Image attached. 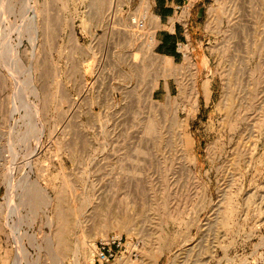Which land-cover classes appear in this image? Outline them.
Returning <instances> with one entry per match:
<instances>
[{
    "label": "rangeland",
    "instance_id": "obj_1",
    "mask_svg": "<svg viewBox=\"0 0 264 264\" xmlns=\"http://www.w3.org/2000/svg\"><path fill=\"white\" fill-rule=\"evenodd\" d=\"M127 1L31 0L45 13L39 20L47 28L37 22L45 30L40 29L35 48L28 35L19 34L33 17L22 9L25 0H14L17 11L0 20V264H15L20 249L28 255L23 264L38 258L44 264L50 258L49 241L57 240L55 249L67 255L64 264H75L76 245L82 254L95 251L94 264L148 262L144 251L150 232L141 225L151 200L162 197L167 199L165 211L176 209L181 222L168 218L165 226L154 213L151 228L161 224L164 240L165 254L158 264H264V132L258 128L264 122V53L255 106L231 130L220 105L221 74L228 65L212 52L225 41L224 6H236L248 32L255 27L264 39V0H183L165 23L156 17L154 0H148L139 38L133 35L131 20H140L145 9L142 0ZM151 17H156L154 24ZM216 18L222 22L220 34L215 32ZM174 25L175 39L162 48ZM152 27L154 53L172 61L167 72L160 62L147 67ZM8 47L10 55L5 53ZM185 49L198 65L199 87L208 79L213 82L210 102L200 88L199 111L181 115L186 121L183 147L169 121L155 145L157 135L148 141L144 125L152 116L160 118L163 108L168 111L149 108L150 78L168 75L177 98L172 76L187 73ZM28 75L36 94L27 88ZM163 88L164 81L155 95L161 104ZM21 96L27 100L21 103ZM27 113L37 114L31 119L34 129L28 126ZM35 129L41 135L26 138ZM194 157L197 168L191 165ZM24 181L46 196L35 213L21 205L18 183ZM175 191L180 195L171 205ZM118 221L129 222L131 229L121 230ZM114 240H121V247L113 245L109 257L102 248ZM150 244L152 248L153 239Z\"/></svg>",
    "mask_w": 264,
    "mask_h": 264
},
{
    "label": "bare ground",
    "instance_id": "obj_2",
    "mask_svg": "<svg viewBox=\"0 0 264 264\" xmlns=\"http://www.w3.org/2000/svg\"><path fill=\"white\" fill-rule=\"evenodd\" d=\"M125 1H127V0H125ZM128 1H130V0H128ZM31 3H32L31 0H25V2L22 5V9L25 10L26 13L32 12L33 17L32 18L30 17V22L28 23L26 28H24L23 31H19L20 32L19 34L21 35V37H23L24 35H28L29 39H31V42L33 43L34 48H35V45H37L36 44L37 41L40 40V38L38 39V35H39L40 29H41L37 22L40 21L39 20L40 16H45L44 15L45 13H43V15H42L41 11L43 12V10L40 11V9L38 10L36 8L37 2H35L34 5H32ZM127 4H129V3H127ZM141 5H143V7L141 6V8H143L145 10H144L143 15L140 16V20L138 19L139 18L138 16L137 17L134 16V18L131 20V22H132L131 24L133 25V29H134L133 35L137 38H139L138 35H140L141 32L144 30L143 21L146 20L148 13H149L148 0H142ZM15 7H16V5L14 3V0H0V20L1 19L4 20V17H5L4 15H6V13H9V15H10V13L12 14L16 9ZM39 8H40V6H39ZM44 9H45V7H44ZM220 10H222V9H220ZM25 14H22V15H25ZM224 15H225V18H226L227 24H228L227 31L224 34L225 41L222 44L221 48H214V49H212V52L216 53V57L219 59L220 63L225 62L228 65V67L224 71V74H221L222 81H223V95H222L223 97H222V100L220 102V105H221V109L227 112L226 118H227V123H228L230 129L235 130L236 128L239 127V124L241 121L246 120V118L248 119L247 113L249 111H251V108L253 106H255V101L257 100V97H258L260 76L262 73L260 63H261L262 54L264 53V39H260L258 37L257 33L255 32V30L257 28H255V27L253 28L254 29L253 33L248 32L247 25L243 24L239 18L236 6H232V7L224 6ZM41 18L43 19V17H41ZM42 21H43V25H41V26H44L45 25L44 23H46V22H44V19ZM42 21H40V22H42ZM82 22L85 24L87 21L86 22L82 21ZM150 22L152 24H154V22H156V17H151ZM220 24H222V22H220V20L216 18L215 19V32L217 34H220V27H219V26H221ZM70 25H71V23H70ZM44 27L46 28V25ZM44 27H42V28L45 30ZM153 27L151 30L154 31ZM21 28L23 29V27H21ZM21 28H20V30H22ZM43 29H41V30H43ZM72 31H73V29H72ZM153 31L150 32L151 35L149 36L150 37L149 38V44L145 50V52L147 54V61H148L147 67H148V69H150V67H152L154 65V63L160 62L161 64L164 65V71L167 72V70L171 69V67H172V61L170 58H168L166 56H159V55L154 53L152 45L155 42L156 32L155 31L153 32ZM41 32H42V35H44L43 31H41ZM69 34H71L70 31H69ZM72 34H73V32H72ZM39 36H41V35H39ZM71 37H74V36H71ZM71 37H68V38L71 39ZM137 38H136V40H137ZM72 39H74V38H72ZM74 40H76V39H74ZM71 41L73 42V40H71ZM12 52L13 51H12L11 47H8L5 50L6 55H10V54H12ZM0 57H2V56H0ZM184 60H185L184 61L185 63L183 66L186 67L187 73L185 75H183L181 73L180 74L174 73L173 76L170 75V76H172V78L174 77L175 83H177V86H178L177 90L179 91V93H178V96H176L177 98H173V95H172L173 93H172V91L170 89V85H169V79L170 78L168 75L164 74L163 76H153L152 78H150V82H149V85H148V88L146 91V101L149 105V108L152 111H154V110L156 111L159 108L165 107V108H167L166 111H168V112L164 113L165 109L163 108L160 118H156V117L152 116L147 120V122L144 125L143 131H144V135H145V137H147L148 141L151 142L150 137L153 134L157 135L158 138L155 141V145L160 144L159 140L162 139L161 137L164 134L165 122L169 121L171 129H173L175 131V136L178 137V139H179V144L181 143V147H183V141L186 139V131L184 130V127L186 125V121L181 118L182 117L181 115L186 113V112L194 113V112L199 111V97L201 94L200 88L203 92L206 103L209 104V102H210V91H211L210 89L212 87L213 82L208 79L207 81H204L201 84V87H199V84H198L199 68H198L197 63L194 61V59L188 53L187 49H185V51H184ZM251 63H254V65L252 67H251ZM208 64H209L208 59L203 61V68L205 70L208 69ZM11 76L14 77V75H11ZM30 77H31V75H28L27 88L29 90H31V92H35L33 94H36V88H35L34 84L32 83ZM162 81H164V88L166 91V95L164 97V103L163 104L159 103L155 99V95H156L157 91L162 86ZM21 95L23 96V94H21ZM22 96L20 98L21 103L23 101ZM26 100L27 99L25 98L23 102H25ZM23 106L29 107L28 103L23 104ZM15 109H17V108H15ZM15 109L13 111H15ZM29 111H30V109H29ZM30 113H31V111H30ZM30 113H27L26 118L28 121L29 128L34 129L36 124H34L35 122L33 123V121L35 119H32V118L34 117V115L36 113L35 114L33 113L34 115L30 114ZM151 115H153V114H151ZM31 119L33 121H31ZM258 128H259V131L264 132V122L262 120H260ZM39 130H41V129H39ZM39 130L38 131H37V129H35L34 131L28 130V132L26 133V138H27V135H31V134H35V133L36 134L42 133V130H41V132ZM258 135H259V133H258ZM26 138H24V140H26ZM248 153H249V151H248ZM249 155H247V156H249ZM173 165L174 164L171 163L170 166L172 167ZM191 165H192V167L197 168L198 163H197V159L195 157L191 160ZM190 175H192V174L189 173V179H190ZM9 183L10 182H8V186L11 185V184L9 185ZM11 183H12V181H11ZM18 185L20 186L19 198L21 199V205L30 207V209L33 211V213H35L36 209L38 207H40V205H44L46 203V196H45L44 192H42L36 186L31 185L28 181L20 182V183H18ZM174 187L175 186H173L172 188H174ZM167 189L169 190V186ZM177 193L178 192H176V191L172 193L171 201H170L171 205L174 204V200L177 201V196L180 195ZM166 203H167V199L166 198L164 199L162 197L156 202H153L151 200L150 204L148 205L147 214H145V219L142 222L143 225H141L142 231L149 230V232H150L147 234V236H145L146 241L148 243V248L144 251V255L148 259V262L146 260H142L143 264H158L159 259L162 258L165 254L163 251V248L161 246V243L164 240L161 241L162 236L160 237V234L162 231L161 229H163L162 225L161 224L158 225V223H157L156 226H153V228H151L152 224L150 223V221L152 219H154V216H155L154 213H156V212L159 213L161 221L165 222V226H166V223H168L167 222L168 218L173 222H178V223L181 222L179 217H178L179 212L176 209L173 211H169V212L165 211L166 209H165L164 204H166ZM160 207L164 211H160ZM127 208H128V206H127ZM128 210H129V208H128ZM12 212L14 214L16 212V208L12 207L11 213ZM221 212H222V210H221ZM149 214H151V216ZM122 220H124V219H122ZM117 223H118V227L121 230H130L131 229L129 227V225H130L129 222H127V221L126 222L123 221V223H120V221H118ZM170 227H171V225H170ZM58 239L60 240V238H58ZM152 239H153V247L151 248L150 241ZM57 242H58V240L56 242L49 241L50 258H47L46 261L44 262V264H64V257L66 255V253L64 255L63 253H61V251L58 252L59 250L57 251L55 249L56 247L58 248ZM60 244L61 243L59 242V245ZM60 246H59V248H60ZM128 246L133 247L131 245H128ZM74 248L75 249L72 251V256H73L72 261L75 264H81L82 260L87 262V264H94L93 263L94 260L92 259V253H94L95 251L94 252L91 251V252H89L90 255L89 254L86 255L87 251L82 254L80 251L81 248L79 249V247L77 245ZM89 248H88V250H89ZM61 249L63 250V248H61ZM63 251L68 252L67 250H63ZM19 252L21 254H19L20 256H18V259L16 260L15 264H23V262L25 263V261H27L26 258L28 255L26 254V252L23 249H20ZM70 252H71V250H70ZM178 258H179V256H177L175 260H177ZM39 262H41V261L38 258V260H36L34 262V264L39 263ZM39 264H43V263H39ZM123 264H138V263L132 262L131 260L127 259L126 261L123 262Z\"/></svg>",
    "mask_w": 264,
    "mask_h": 264
},
{
    "label": "crops",
    "instance_id": "obj_3",
    "mask_svg": "<svg viewBox=\"0 0 264 264\" xmlns=\"http://www.w3.org/2000/svg\"><path fill=\"white\" fill-rule=\"evenodd\" d=\"M166 2V5L160 6V2ZM183 0H154L155 9H157V18L159 19L160 23L169 22L171 17L176 14V10L178 4H181ZM176 36V25H174V33L168 32L165 34L164 40L161 42V47L164 48L165 45L174 40Z\"/></svg>",
    "mask_w": 264,
    "mask_h": 264
},
{
    "label": "built area",
    "instance_id": "obj_4",
    "mask_svg": "<svg viewBox=\"0 0 264 264\" xmlns=\"http://www.w3.org/2000/svg\"><path fill=\"white\" fill-rule=\"evenodd\" d=\"M113 245L117 246V247H121V240H114V242L112 244L109 243V244H104L103 245L102 250H104V252H108L109 257H112V255H111V247ZM103 258H106V256L103 255Z\"/></svg>",
    "mask_w": 264,
    "mask_h": 264
}]
</instances>
